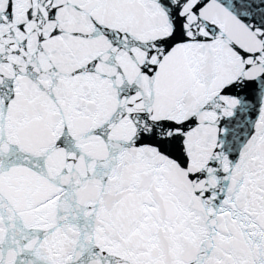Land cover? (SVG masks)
Listing matches in <instances>:
<instances>
[{
	"label": "snow or ice",
	"instance_id": "6c2138e0",
	"mask_svg": "<svg viewBox=\"0 0 264 264\" xmlns=\"http://www.w3.org/2000/svg\"><path fill=\"white\" fill-rule=\"evenodd\" d=\"M0 264H264V0H0Z\"/></svg>",
	"mask_w": 264,
	"mask_h": 264
}]
</instances>
